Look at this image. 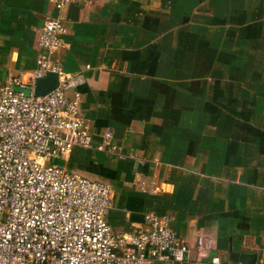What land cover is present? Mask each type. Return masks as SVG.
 <instances>
[{
  "label": "crops",
  "instance_id": "1",
  "mask_svg": "<svg viewBox=\"0 0 264 264\" xmlns=\"http://www.w3.org/2000/svg\"><path fill=\"white\" fill-rule=\"evenodd\" d=\"M59 18L54 53L83 80L80 112L94 140L62 165L111 187L116 233L168 214L191 250L264 264V0H0V85L35 67L39 29ZM150 264H170L155 261Z\"/></svg>",
  "mask_w": 264,
  "mask_h": 264
},
{
  "label": "built area",
  "instance_id": "2",
  "mask_svg": "<svg viewBox=\"0 0 264 264\" xmlns=\"http://www.w3.org/2000/svg\"><path fill=\"white\" fill-rule=\"evenodd\" d=\"M49 1L61 10L84 0ZM66 31L59 18L46 19L35 67L0 85V264H235L212 254L204 234L191 250L168 214L149 212L144 225L114 232L107 219L110 185L51 162L75 148H113L111 130L94 140L80 112V92L65 94L70 81L83 80L54 58ZM49 72L57 85L37 95V80Z\"/></svg>",
  "mask_w": 264,
  "mask_h": 264
},
{
  "label": "water",
  "instance_id": "3",
  "mask_svg": "<svg viewBox=\"0 0 264 264\" xmlns=\"http://www.w3.org/2000/svg\"><path fill=\"white\" fill-rule=\"evenodd\" d=\"M57 85V76L53 72H49L45 77L40 78L36 82L35 93L37 95H43L52 90ZM73 86V82L70 81L66 88ZM229 257L235 261L242 264H254L256 255L249 253H239L236 251H230Z\"/></svg>",
  "mask_w": 264,
  "mask_h": 264
},
{
  "label": "rangeland",
  "instance_id": "4",
  "mask_svg": "<svg viewBox=\"0 0 264 264\" xmlns=\"http://www.w3.org/2000/svg\"><path fill=\"white\" fill-rule=\"evenodd\" d=\"M83 149V148H82ZM63 159L62 158H53L52 160H51V162L52 163H56V164H59V165H62V163H63Z\"/></svg>",
  "mask_w": 264,
  "mask_h": 264
}]
</instances>
